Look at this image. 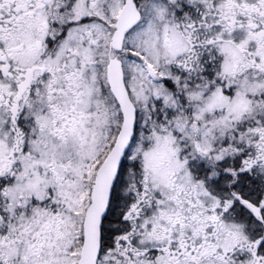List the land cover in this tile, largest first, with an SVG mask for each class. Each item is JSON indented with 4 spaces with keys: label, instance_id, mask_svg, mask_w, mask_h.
<instances>
[{
    "label": "snow or ice",
    "instance_id": "snow-or-ice-1",
    "mask_svg": "<svg viewBox=\"0 0 264 264\" xmlns=\"http://www.w3.org/2000/svg\"><path fill=\"white\" fill-rule=\"evenodd\" d=\"M0 264H264V0H0Z\"/></svg>",
    "mask_w": 264,
    "mask_h": 264
}]
</instances>
